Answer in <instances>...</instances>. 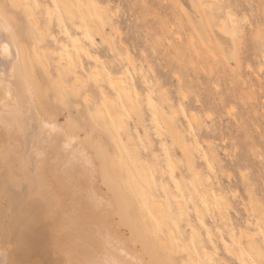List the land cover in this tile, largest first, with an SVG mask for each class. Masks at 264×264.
Segmentation results:
<instances>
[{"label":"rangeland","instance_id":"obj_1","mask_svg":"<svg viewBox=\"0 0 264 264\" xmlns=\"http://www.w3.org/2000/svg\"><path fill=\"white\" fill-rule=\"evenodd\" d=\"M82 2L0 0L47 94L48 102L42 100L57 111L62 126L75 120L92 154L98 140L114 170L136 169L183 246L196 249L199 264H264V0ZM227 11L240 27L223 40L217 29ZM76 44L92 59L77 52ZM69 51L76 56L74 66L65 59ZM123 86L132 90L138 115L126 106ZM104 93L121 110L117 119L109 115ZM90 132L98 137L91 140ZM142 170L149 172L146 179ZM116 215L113 228L146 259L141 241L135 244L130 227ZM162 234L169 238L170 231L163 228ZM36 243V261L26 264H48ZM202 248L209 249L211 260ZM256 250L262 257H254ZM183 253L169 251L174 264H187L188 252Z\"/></svg>","mask_w":264,"mask_h":264},{"label":"bare ground","instance_id":"obj_2","mask_svg":"<svg viewBox=\"0 0 264 264\" xmlns=\"http://www.w3.org/2000/svg\"><path fill=\"white\" fill-rule=\"evenodd\" d=\"M82 1L85 4V0ZM1 8L0 264L36 261L33 258L39 254L35 251L36 241L40 242L48 264H174L169 251L175 254V251L185 253V250L188 252L187 264H199L196 249L183 246L163 213L164 207L152 196L151 188L138 180L136 169L131 166L126 172L114 170L111 155L101 144L95 143L98 135L94 136V127H90L93 131L90 133L95 137L90 138L94 140L92 154L85 146L89 138L81 139L80 127L74 123L75 120L68 118V128L65 127L67 121L65 126H62L64 122L60 124L57 111L54 107V111L50 109L46 103V93L41 90L43 88L40 89L42 84L37 83L38 79L35 81L30 55L18 43V33L12 26L16 24H11L10 14ZM97 12L102 16L104 11L99 8ZM237 19L231 11H227L217 29L222 39L230 40V37L236 36L240 27ZM35 22L33 19L31 25L35 26ZM75 48L82 56L92 59L91 53L82 44H76ZM65 55H68L65 59L69 65L74 66L75 54L69 51ZM112 83L116 85L118 82ZM121 93L129 111L138 115L132 90L123 86ZM103 97L109 115L117 119L121 110L110 95L104 93ZM172 138L176 141L174 132ZM119 153L123 155L120 148ZM184 156L188 162L191 161L187 148H184ZM143 161L140 157L138 164L143 165ZM170 163L173 167V161ZM148 173L142 170L141 176L146 179ZM161 173L165 174L162 170ZM122 178H126L132 191L124 186ZM100 184L114 200L110 201V196L106 199L107 192L101 193ZM208 198L206 196V200ZM176 202L181 205L180 200ZM219 210L225 217L223 208ZM113 211L117 213H113L114 219L119 214L130 227L129 237L133 235L135 244L137 240L141 241L139 243L142 249L144 247L148 261L143 253L142 257L139 255L143 250L136 253L129 249L123 241L125 235L122 237L113 228V218H110ZM145 218L149 219L150 226H147ZM123 219L121 225L124 224ZM163 228L170 231L169 238L163 236ZM192 235L199 237L195 227H192ZM202 252L207 260H211L212 253L208 248H202ZM255 252L254 257H262L260 251ZM210 263L215 264V261Z\"/></svg>","mask_w":264,"mask_h":264}]
</instances>
